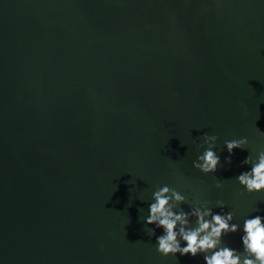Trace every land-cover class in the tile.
<instances>
[{
    "label": "water",
    "instance_id": "95a60500",
    "mask_svg": "<svg viewBox=\"0 0 264 264\" xmlns=\"http://www.w3.org/2000/svg\"><path fill=\"white\" fill-rule=\"evenodd\" d=\"M205 133L215 174L193 167ZM261 150L264 0H0V264H206L158 253L163 186L234 213L243 252L264 193L237 177Z\"/></svg>",
    "mask_w": 264,
    "mask_h": 264
},
{
    "label": "clouds",
    "instance_id": "9594fccd",
    "mask_svg": "<svg viewBox=\"0 0 264 264\" xmlns=\"http://www.w3.org/2000/svg\"><path fill=\"white\" fill-rule=\"evenodd\" d=\"M219 137L205 133L203 140L206 148L193 167L205 175L215 174L221 166V157L215 151ZM229 156L225 163H232L236 149H248L249 140L238 138L226 140ZM204 147V145H201ZM242 165L250 166V171L241 173L237 180L249 194L264 193V150L256 152L255 159L248 155ZM217 188L223 184L217 182ZM154 202L149 205L148 225L163 229V235L157 237V251L164 257L191 255L195 258L203 254L206 264H264V216L256 215L243 222L241 237L243 252L224 244V237L240 231V225L234 223V213H215L208 202L186 212L181 205L187 203L186 197L179 191L163 186L153 193ZM216 206L223 209V201ZM179 209V211H177ZM195 219L193 227L191 220ZM151 229V228H150ZM155 232L151 229V235ZM181 241L186 246H181Z\"/></svg>",
    "mask_w": 264,
    "mask_h": 264
}]
</instances>
